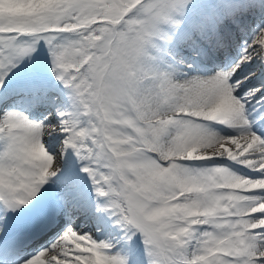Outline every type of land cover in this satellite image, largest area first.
<instances>
[{"label": "snow or ice", "instance_id": "6c2138e0", "mask_svg": "<svg viewBox=\"0 0 264 264\" xmlns=\"http://www.w3.org/2000/svg\"><path fill=\"white\" fill-rule=\"evenodd\" d=\"M0 264H264V0H0Z\"/></svg>", "mask_w": 264, "mask_h": 264}, {"label": "bare ground", "instance_id": "6f19581e", "mask_svg": "<svg viewBox=\"0 0 264 264\" xmlns=\"http://www.w3.org/2000/svg\"><path fill=\"white\" fill-rule=\"evenodd\" d=\"M45 139H47V136H45ZM85 230H87V228H86ZM101 238H104V237H103V236H101ZM141 247H142V245H141Z\"/></svg>", "mask_w": 264, "mask_h": 264}]
</instances>
